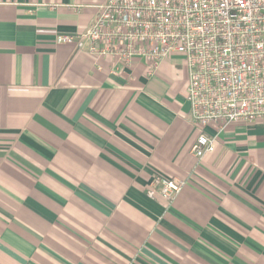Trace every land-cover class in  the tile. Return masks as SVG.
Masks as SVG:
<instances>
[{"label":"crops","instance_id":"crops-1","mask_svg":"<svg viewBox=\"0 0 264 264\" xmlns=\"http://www.w3.org/2000/svg\"><path fill=\"white\" fill-rule=\"evenodd\" d=\"M105 1L0 0V264H264V117L196 157L183 55L55 42Z\"/></svg>","mask_w":264,"mask_h":264},{"label":"built area","instance_id":"built-area-1","mask_svg":"<svg viewBox=\"0 0 264 264\" xmlns=\"http://www.w3.org/2000/svg\"><path fill=\"white\" fill-rule=\"evenodd\" d=\"M55 42L127 65L145 59L150 74L183 55L190 115L202 128L192 148L199 159L215 149L206 128L264 117V0H106L89 27ZM186 184L158 175L149 194L173 201Z\"/></svg>","mask_w":264,"mask_h":264}]
</instances>
